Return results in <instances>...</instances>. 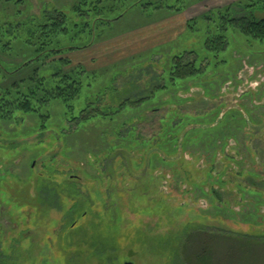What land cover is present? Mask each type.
<instances>
[{
	"label": "rangeland",
	"instance_id": "rangeland-1",
	"mask_svg": "<svg viewBox=\"0 0 264 264\" xmlns=\"http://www.w3.org/2000/svg\"><path fill=\"white\" fill-rule=\"evenodd\" d=\"M242 1L140 0L120 19L99 24L102 29L97 34L93 32L96 41L92 44L69 50L54 59H44L41 52L38 54L33 60L40 66L38 72L57 70L55 61L65 58L71 64L63 70L78 65L96 75L76 100V114L87 97L93 100L94 95L100 96L102 109L106 105L117 112L105 119L93 118L75 131L62 128L66 123L62 115L64 108L59 104L48 108L51 115L48 128L43 131L31 116L17 124L0 121V264H124L126 261L133 264H179V256L183 264H187L185 258L202 251L210 253L213 264H264V236L244 235L245 232L264 234V224L250 225L241 221L232 228L239 232L235 234L191 230L192 226L199 224L223 226L210 217L214 211L209 208V200L198 198L192 191L193 182L201 183L206 190L210 186L208 182L204 183L207 165L202 155L188 150L178 155L175 163L166 164L150 158L148 153L145 156L149 148L144 146L149 144L140 145L141 140L148 141L160 132L158 118L178 107L181 99H176L191 97L192 100L180 104L183 112L188 114L207 110L216 104L230 113L233 110L243 113L244 108H248L249 113L256 114L253 126L256 139H252L251 144L258 142V149L264 150V41H249L238 31L228 32L229 44L220 55L228 60L231 68L239 69L223 81H218L220 73H208L210 77L207 79L213 83L207 85L206 93L211 92L208 96L201 86H190L187 90L182 88L184 90L159 94L158 99L162 98L164 104H156L157 100L153 106H159L158 110H151L150 105L136 112L129 110V106L118 107L126 97L137 99L150 95L151 83L160 84V80L156 81V64L160 59L184 50L202 52V43L207 38L205 28L214 29L220 21L215 23L212 18L218 12L232 13L233 10L228 11L230 8L225 9L229 6L252 3ZM148 2L154 5H147ZM143 3L146 5L141 6ZM158 4L165 8L155 9ZM73 5L74 0H0V26L4 33L1 44L10 41L8 47L0 49V67L10 71L28 52L37 54L33 51L40 44L36 25L45 21L44 12L53 13L57 8L71 19L78 20L72 12ZM170 6L181 9L167 10L166 7ZM254 14L257 18L264 17V11L260 9ZM76 42L62 37L53 46H77ZM160 46L166 48L161 51ZM152 72L155 79H152ZM155 95L150 100L155 101ZM141 110L145 111L139 119L137 114ZM206 112L202 122L210 121L205 119L209 116H217L216 111ZM122 121L126 123L120 131L123 137H119L117 129ZM241 124V121L234 120L232 125L241 130ZM131 126H135L134 137L126 133ZM248 126L245 125V132L249 131ZM230 127L222 124L219 130H209L200 141L191 140L187 148H193L197 143L204 148L205 144H214L211 141L216 139L220 144L218 138L222 135L237 132ZM245 132H239L238 137L243 139ZM167 133L170 140L173 135L170 131ZM167 139H162L161 143L171 144ZM240 146L234 139H228L226 153L241 161V155L232 148ZM165 147L172 150L169 145ZM142 148L146 149L140 151ZM159 154L164 157L163 153ZM216 157L222 158L220 154ZM260 163H264V159ZM221 164L216 162L214 177H218L223 167ZM213 184L224 194L227 189L234 192L229 182L222 184L219 180ZM98 191L100 194L96 195ZM234 197L229 198L238 211L245 203L236 206ZM246 202L251 201L246 199ZM74 206L78 208L73 218L68 217L71 219L68 222L63 220ZM100 209L105 214L116 213L121 217V225L116 218L110 219L121 233L119 239L109 232L101 239L119 246V256L114 260L88 258L86 252L78 249L84 245L82 241L86 234L92 232V222L100 215ZM260 212L264 215L263 206Z\"/></svg>",
	"mask_w": 264,
	"mask_h": 264
},
{
	"label": "trees",
	"instance_id": "trees-1",
	"mask_svg": "<svg viewBox=\"0 0 264 264\" xmlns=\"http://www.w3.org/2000/svg\"><path fill=\"white\" fill-rule=\"evenodd\" d=\"M247 1H252V3H239L235 6L233 5L225 8H230L228 11L233 10V14L226 11H224V13H216L218 15L214 16L212 19L215 23L218 20L220 21L214 25V29L205 28L207 38L202 43V52L197 53L192 49L188 51L184 50L181 53L172 54L165 59H160L157 64L155 63L158 67L156 81L160 80V84L154 85L155 82H153V84L151 83V93L145 98L133 99V97H126L122 99L118 104L119 109L129 106V110L133 109V111L136 112L139 111L138 109H143L146 108L147 105H150L151 107L149 108L151 110H158L160 107L157 105L153 106V104L157 100L158 102L156 104H164L162 98L158 99L159 94L167 93L170 90L175 92L178 89L181 91L186 88L185 90H187L190 86H201L204 88L205 95L208 96L211 92L206 93L208 90L207 85L210 84L211 86L213 84L210 82L211 80L207 79L210 77L207 76L208 73H220L218 75V81L228 79L229 76L235 74L239 68H231L228 60L220 55L229 44L226 34L230 31L231 33L238 31L246 36V40L264 41V17L257 18L254 14L256 9L264 11V0H243L242 2ZM139 2L140 0H74L72 12L78 17V20L71 19L65 12L57 8L53 10V13L47 14V12H44L43 17L45 21L36 25L40 44L33 51H36L37 54L32 55L28 52L29 54L23 57V61L10 71L5 67H0V121H13L17 124L18 122L24 121L26 117L31 116V118L39 122L38 127L40 131H43L48 128L47 121L50 119L51 115L48 108L51 105L59 104L64 108L62 115L63 121L66 123L62 128L67 131H75L82 128L84 124L90 122L93 118L105 119L112 113L117 112L116 110L111 111L110 107L106 105H104V109H102V107H100L102 102L99 99L100 96L94 95L93 100L87 97V101L79 110V113L76 114L74 111L76 100L80 98L83 89L88 88L92 84L91 81L96 75L88 73L82 66L78 65L68 70H63L65 66H70L71 64V62L65 58H58L55 61L58 67L57 70H49L48 72L41 73L38 72L40 66L38 64L35 65L33 60L38 57L40 52L43 54L44 59H54L55 56L64 54L69 50L81 49L92 44L96 41V34L102 29L100 25L109 24V22L120 19L128 10ZM146 4L154 5L153 2H148ZM146 4L143 3L141 6H145ZM161 7L163 9L165 8L161 4L156 5L154 8L157 9ZM166 9H170V11H179L181 8L170 6L166 7ZM212 19L208 18L209 22H213ZM190 25L187 26L192 28ZM81 35L86 38H80ZM3 37L4 33L1 31L0 26L1 50H3L2 47H8L10 43V41H7L1 44V39ZM62 37H66L72 41L77 40V46H73V44L53 46V44ZM32 45H34V43H32ZM165 48L166 46H160L158 49L161 50ZM154 51L155 50H152V52ZM164 56L163 54L162 57L164 58ZM38 60L40 59H37V61ZM18 72L21 73L19 74ZM153 75L154 73L152 72V79H155ZM165 76L167 77L165 78ZM217 84L218 83L214 85L217 86ZM155 92L158 93L155 95ZM153 95L157 98L155 101L150 100ZM176 100L181 101L178 103V107L167 112L165 116L158 118V127L161 129L160 132L150 137L148 141H145L146 139L141 140L140 145L149 144V146H144L149 148V150L145 152V156H147L148 153L150 158L156 159V161H164L166 164L175 163L178 159L177 156L183 152H188V150L190 153L195 152L198 153L197 155H202L205 158L207 176L204 179V183L208 182L210 186L206 190L201 183L193 182L192 191L198 198L209 200V208L214 211L209 214L211 215L210 217L213 220L215 219L223 223V226L216 227L199 224L192 226L191 230L202 229L203 231L205 230L211 233L235 234L239 232L236 230L234 231L232 228L234 224L240 223L241 221H245L246 224L250 225H263L264 215L261 214L260 207H264V163L260 162H263L264 150L258 149L260 146L258 142H254L253 145L251 144V140L256 139V134L253 130L254 116H256V114H251L248 108H244L245 110L243 113L233 110L231 113H223L219 120H217L216 117L211 118L209 116L205 119H211L210 121L202 122L203 116L207 114L206 111H216L218 116L223 108L212 107L199 112L192 111L194 113L188 114V112H183L180 107V104H182L185 98L182 100V97H180ZM144 111L141 110L138 112L137 118L141 119L143 117L141 113ZM135 116L136 113L134 114V117ZM234 120L241 121V130L233 127L234 125L232 124H234ZM125 123L126 122L122 121L118 124L117 130L119 137H123L120 131ZM222 124L223 126L229 124L231 126L230 128L235 129L237 132H228L226 135H222L221 138H218L221 139L220 144L216 139L215 141H211L214 142L212 145L209 143L205 144L206 148L200 147L198 143L197 146L193 148H187L190 146L191 140L199 139L200 141L201 137H205V135L210 132L209 130H219L218 127ZM245 125H249V131L247 132H250V135H247V132L244 131ZM130 128L131 129L127 130L126 133H128L127 135L129 137H134L136 135L134 132L135 126H131ZM168 131L173 135L170 140L169 137H167ZM239 132H245L243 139H240L241 136L238 137L237 134ZM164 138H168L167 141H171L172 143H161ZM126 139L129 140L128 137H126ZM228 139H234L238 145L244 147H232L237 154L241 155V161H238L235 157L226 153ZM165 145H169L172 150L167 149ZM210 146H212V150L208 151ZM146 148H142L140 151ZM163 148H165V150ZM160 152L163 153L164 157L159 154ZM218 154H220L225 161V163H223L224 165L221 164L222 158L217 159L216 156ZM140 155L141 160L142 152ZM257 158L259 159L258 162ZM216 162H219L221 166H223L218 173V177H214L213 175ZM219 180H222V184L223 182H229V185H233L231 189H234V192L227 189L226 194L228 197L225 196L226 194H224V192H220V188L217 189L214 187L213 183ZM99 194V191L96 192V195ZM232 196H235L234 204L236 206L242 204V202L245 203L242 204L238 211L233 208L232 199H230ZM246 199H249L251 202H246ZM98 200L101 201V199ZM215 203H218V205H215ZM100 205L102 207L103 204ZM77 208L78 206H74L73 209H70L65 214V217H63V220H71L68 217L73 218V215H75L74 211L77 210ZM121 208L124 210V207ZM100 210V215L96 216V221L92 222L94 226L91 229L92 232L90 230L89 232L91 233L86 234V238L82 241L84 245L79 246L78 249L83 253L86 252L88 258L94 257L103 261L106 257L107 261L114 260L119 256L120 249L117 250L119 246L111 243L108 244L101 239L104 236L107 237L106 235L108 232L112 235H117L119 239L121 233L119 229L117 230V228L114 227L115 225L113 226L111 224V220L116 218L119 225H121V217L119 218L116 213L105 214L103 209ZM69 213L73 214L69 216ZM59 219L61 220V216ZM81 227L83 226L81 225ZM188 230L186 229V231ZM244 235L255 238L264 236V234L249 232H245ZM179 258L181 260L179 264H183L182 257L179 256ZM185 259L187 264H213L211 255L208 251H202ZM112 263H114V261Z\"/></svg>",
	"mask_w": 264,
	"mask_h": 264
},
{
	"label": "crops",
	"instance_id": "crops-1",
	"mask_svg": "<svg viewBox=\"0 0 264 264\" xmlns=\"http://www.w3.org/2000/svg\"><path fill=\"white\" fill-rule=\"evenodd\" d=\"M192 99H193V98L190 97V98H187V99L184 100V101H187V102H188V101H190V100H192ZM216 107H218L217 104H216L213 108H216ZM201 111H202V110H201ZM196 112H199V111H196ZM225 112H226V111L223 109V110L221 111V113L218 114L219 117L216 116V119L219 120V119L222 117L223 113H225Z\"/></svg>",
	"mask_w": 264,
	"mask_h": 264
},
{
	"label": "water",
	"instance_id": "water-1",
	"mask_svg": "<svg viewBox=\"0 0 264 264\" xmlns=\"http://www.w3.org/2000/svg\"><path fill=\"white\" fill-rule=\"evenodd\" d=\"M124 264H133L131 261H126Z\"/></svg>",
	"mask_w": 264,
	"mask_h": 264
},
{
	"label": "bare ground",
	"instance_id": "bare-ground-1",
	"mask_svg": "<svg viewBox=\"0 0 264 264\" xmlns=\"http://www.w3.org/2000/svg\"><path fill=\"white\" fill-rule=\"evenodd\" d=\"M28 61V60H27Z\"/></svg>",
	"mask_w": 264,
	"mask_h": 264
}]
</instances>
